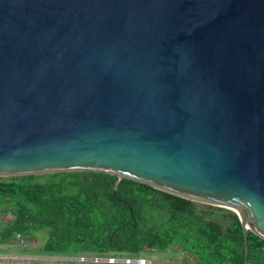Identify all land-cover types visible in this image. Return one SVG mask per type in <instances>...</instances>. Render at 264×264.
I'll use <instances>...</instances> for the list:
<instances>
[{
	"label": "water",
	"instance_id": "obj_1",
	"mask_svg": "<svg viewBox=\"0 0 264 264\" xmlns=\"http://www.w3.org/2000/svg\"><path fill=\"white\" fill-rule=\"evenodd\" d=\"M94 173L264 239V0H0V179Z\"/></svg>",
	"mask_w": 264,
	"mask_h": 264
},
{
	"label": "trees",
	"instance_id": "obj_2",
	"mask_svg": "<svg viewBox=\"0 0 264 264\" xmlns=\"http://www.w3.org/2000/svg\"><path fill=\"white\" fill-rule=\"evenodd\" d=\"M94 173L0 179V209L14 219L0 243L48 229L44 250L80 255H142L175 247L195 264H244L235 212L187 201L150 186ZM248 264H264V239L248 231Z\"/></svg>",
	"mask_w": 264,
	"mask_h": 264
},
{
	"label": "rangeland",
	"instance_id": "obj_3",
	"mask_svg": "<svg viewBox=\"0 0 264 264\" xmlns=\"http://www.w3.org/2000/svg\"><path fill=\"white\" fill-rule=\"evenodd\" d=\"M12 217L11 214L9 216L2 215L0 225L12 219ZM47 238L48 229H40L32 235L16 236L8 244L0 243V254H2L0 255V264H83L78 262L77 257L79 254L77 253L61 254L44 250ZM144 255L150 259L151 264L196 263V257L181 251L177 247L167 252H151Z\"/></svg>",
	"mask_w": 264,
	"mask_h": 264
},
{
	"label": "built area",
	"instance_id": "obj_4",
	"mask_svg": "<svg viewBox=\"0 0 264 264\" xmlns=\"http://www.w3.org/2000/svg\"><path fill=\"white\" fill-rule=\"evenodd\" d=\"M2 215H5L2 213V209L0 210V218H2ZM9 216V214L7 215ZM12 219L6 221L0 227L2 228L5 226L9 221H12ZM1 223V221H0ZM78 262L83 264H151L150 259L148 257H145L144 254L142 255H128V256H120V255H111V256H101V255H88V254H82L77 257Z\"/></svg>",
	"mask_w": 264,
	"mask_h": 264
},
{
	"label": "crops",
	"instance_id": "obj_5",
	"mask_svg": "<svg viewBox=\"0 0 264 264\" xmlns=\"http://www.w3.org/2000/svg\"><path fill=\"white\" fill-rule=\"evenodd\" d=\"M5 215H8V214H5ZM0 255H2V254H0Z\"/></svg>",
	"mask_w": 264,
	"mask_h": 264
}]
</instances>
